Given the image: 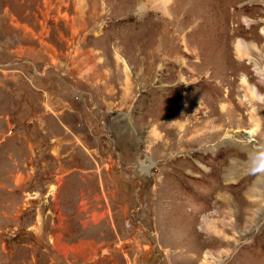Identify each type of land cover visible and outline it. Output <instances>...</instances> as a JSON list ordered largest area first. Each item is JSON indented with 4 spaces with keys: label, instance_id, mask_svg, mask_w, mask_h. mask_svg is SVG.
<instances>
[{
    "label": "rangeland",
    "instance_id": "374dc122",
    "mask_svg": "<svg viewBox=\"0 0 264 264\" xmlns=\"http://www.w3.org/2000/svg\"><path fill=\"white\" fill-rule=\"evenodd\" d=\"M0 264H264V0H0Z\"/></svg>",
    "mask_w": 264,
    "mask_h": 264
},
{
    "label": "bare ground",
    "instance_id": "6f19581e",
    "mask_svg": "<svg viewBox=\"0 0 264 264\" xmlns=\"http://www.w3.org/2000/svg\"><path fill=\"white\" fill-rule=\"evenodd\" d=\"M248 134H250V132H246V135H248ZM222 225V224H221ZM227 227V226H226ZM214 227H213V225H211V224H208L207 225V231H212L211 229H213ZM214 231H216V230H214ZM217 232V231H216ZM219 233V232H218Z\"/></svg>",
    "mask_w": 264,
    "mask_h": 264
},
{
    "label": "water",
    "instance_id": "95a60500",
    "mask_svg": "<svg viewBox=\"0 0 264 264\" xmlns=\"http://www.w3.org/2000/svg\"><path fill=\"white\" fill-rule=\"evenodd\" d=\"M137 223H140L138 220H136Z\"/></svg>",
    "mask_w": 264,
    "mask_h": 264
}]
</instances>
